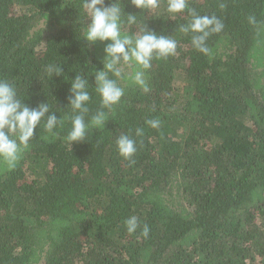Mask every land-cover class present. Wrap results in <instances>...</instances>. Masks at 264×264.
I'll use <instances>...</instances> for the list:
<instances>
[{
    "label": "trees",
    "instance_id": "16d2710c",
    "mask_svg": "<svg viewBox=\"0 0 264 264\" xmlns=\"http://www.w3.org/2000/svg\"><path fill=\"white\" fill-rule=\"evenodd\" d=\"M123 2L137 15L129 32L149 28L178 46L152 61L148 92L121 81L108 110L93 76L104 45L82 39V0H0V78L63 118L70 80L83 75L86 119L108 116L73 147L70 120L55 137L39 128L14 170L0 163V264H264V0H187L224 24L210 56L179 32L187 10L173 19L167 0L157 11ZM122 134L137 141L131 159L117 150ZM133 215L140 228L129 234Z\"/></svg>",
    "mask_w": 264,
    "mask_h": 264
},
{
    "label": "clouds",
    "instance_id": "9594fccd",
    "mask_svg": "<svg viewBox=\"0 0 264 264\" xmlns=\"http://www.w3.org/2000/svg\"><path fill=\"white\" fill-rule=\"evenodd\" d=\"M136 9L157 11L160 0H128ZM80 14L86 16V21L80 25L79 32L89 47L100 43L104 45L103 68L95 67V92L101 98L103 109L111 110L120 103L125 94L121 81L149 91L147 70L151 68L154 59H167L176 54L178 41L173 35H161L157 31L144 28L140 32H129L128 26L137 24V15L125 11L123 0H82ZM187 10L189 19L179 27V32L190 35L191 45L196 51L210 56L211 48L208 40L213 34H219L224 24L215 15H200L190 8L187 0H167L166 11L175 19L178 14ZM254 22V20H253ZM47 74L61 75V68L49 65ZM71 96L69 106L71 115L63 118L52 111L48 102L32 107L26 102L15 82L0 78V163L7 170L17 167L22 154L35 139L37 130L42 128L47 134L44 138L55 137L58 128L64 127V120H70L71 126L64 136L66 143L72 147L75 143L86 140L89 130L101 129L108 121L107 113L97 111L89 118L88 103L91 95L88 91L89 81L83 75L76 74L70 80ZM146 123L151 128H159V119H150ZM135 135H143V129L137 128ZM119 154L125 159H131L137 152V141L129 134L119 135L116 139ZM127 232L134 234L140 228L137 216L133 215L124 221ZM149 227L143 226L142 234L147 237Z\"/></svg>",
    "mask_w": 264,
    "mask_h": 264
}]
</instances>
